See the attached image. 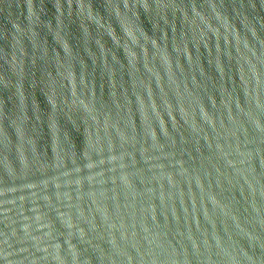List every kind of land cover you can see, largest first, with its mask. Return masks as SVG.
Listing matches in <instances>:
<instances>
[{
  "label": "water",
  "instance_id": "95a60500",
  "mask_svg": "<svg viewBox=\"0 0 264 264\" xmlns=\"http://www.w3.org/2000/svg\"><path fill=\"white\" fill-rule=\"evenodd\" d=\"M0 264H264V0H130L0 149Z\"/></svg>",
  "mask_w": 264,
  "mask_h": 264
}]
</instances>
